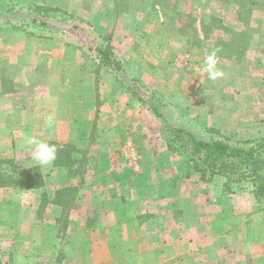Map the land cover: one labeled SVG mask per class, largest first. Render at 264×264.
<instances>
[{"label":"crops","instance_id":"0c3cea01","mask_svg":"<svg viewBox=\"0 0 264 264\" xmlns=\"http://www.w3.org/2000/svg\"><path fill=\"white\" fill-rule=\"evenodd\" d=\"M77 17L99 38L111 33L124 74L178 114L198 115L221 134H264L262 36L237 75L203 76L197 88L172 59L160 66L135 54L114 0H94ZM34 32L0 29V174L38 167L29 137L55 145L57 158L38 167L42 188L0 187V264H42L58 253L62 264H264V201L249 192L223 195L219 177L182 176L187 166L170 168L175 159L164 142L156 159L152 127L140 126L143 111L110 70L98 68L74 36ZM146 115L156 118L150 109ZM62 192L69 193L65 206L55 203Z\"/></svg>","mask_w":264,"mask_h":264},{"label":"rangeland","instance_id":"374dc122","mask_svg":"<svg viewBox=\"0 0 264 264\" xmlns=\"http://www.w3.org/2000/svg\"><path fill=\"white\" fill-rule=\"evenodd\" d=\"M28 1L29 0H0V28L26 26L28 8L32 6L49 5L58 8V4L68 5V7H66L67 10L64 11L79 18L77 15L80 14L81 11L88 9L94 0H36L41 2V5L30 4ZM234 1L235 0H123L121 3L128 5L126 7L127 11L119 14L123 16L120 21V27H122L123 30L127 29L131 38L134 37V40H131V43L129 42L128 45L136 50L135 54H138L141 59L144 60L145 57L146 59L152 58L154 64L159 63V65L160 61L166 62L168 58H170V60L172 59V61L182 69L184 76L191 77L193 82L196 81L194 86L196 85L198 88V78L208 76L206 72L202 71L204 58L208 53L212 51L216 52L218 61L217 68L220 71L230 69L232 70V75H237V72H240L247 58L249 57V59H252V53L250 52L252 41L255 39L258 43V41L261 40L259 36H262L264 39L263 9L255 5L246 4L245 7L250 9L251 13L248 24L244 25L239 17V14H243V11L240 9L239 3ZM254 1H257V3L261 2V0ZM67 26H70V24ZM27 29H30V27H27ZM241 31H245L249 39L247 40L248 47L243 51L242 55H239L240 57L231 55V52L227 48L220 49V46L218 47V43L220 42L233 41L234 38L232 39V34ZM66 36L69 41L74 40L72 32H69ZM87 38H89V35H87ZM78 41L79 40L76 39V42ZM79 43L82 44L80 41ZM261 46H263L261 49L263 52L264 43H262ZM259 51L260 50L256 52L257 55H261ZM160 75L159 77H161ZM125 76L134 82L133 86L140 92L139 96L144 100H148L150 92L155 93L151 89L147 90L146 87H142V83L138 81V79L136 80L134 77ZM261 78L262 87L259 88L260 91L264 92V77ZM195 92L197 102L195 109L198 112V107H200L198 106V89ZM155 94L157 98H161L158 93ZM127 95L133 102H137L138 108L140 111H143V118L140 117L139 120L140 126H142L143 129L146 126L152 127L151 130L149 129L148 136L153 140L151 149L155 153L156 159L162 156H160V150H162V145L166 136L164 132L165 129L163 128V121L184 126L203 140H208L213 137L212 134L208 132L209 129L212 128L200 125L198 122V115H188L187 113H183L184 115H181L182 113L178 114L176 108L173 109L165 103L164 107L160 110L162 119H151L150 116L147 117L146 115V112L149 111L148 104L146 102H144V104L138 102V97H132L129 93ZM139 134L141 137L143 132H139ZM222 135L228 137L234 143L254 142L264 138V134L257 138L249 135H240L231 128H227ZM142 136L145 137L146 135L144 134ZM139 151L140 153L144 152L141 141L139 143ZM156 154H158V157ZM172 157H174L175 160L169 162L170 168L173 164H175V166H172V168H178V163H181L183 166L186 165L178 156L172 154ZM166 169L167 166H164L162 171ZM187 169L190 172L188 171L182 176H191L190 173L194 172L188 166ZM195 174L194 176H198L197 173ZM187 189L189 193L192 194V197H195L194 186H189ZM250 191L251 186L246 185L244 192H238L237 194H246ZM68 194L69 193L65 192L63 196L67 197ZM91 218L97 219L98 216L91 215ZM157 221H159V219ZM60 222L61 224L64 223L63 218ZM61 256L60 253L56 256L53 255V258L46 262L44 261L42 264H62L56 261V259H58V257L61 258Z\"/></svg>","mask_w":264,"mask_h":264},{"label":"trees","instance_id":"16d2710c","mask_svg":"<svg viewBox=\"0 0 264 264\" xmlns=\"http://www.w3.org/2000/svg\"><path fill=\"white\" fill-rule=\"evenodd\" d=\"M121 1L123 0H114V13L116 15L127 11L128 4H122ZM234 2H238L243 11L244 15L240 13L239 17L244 25L248 24L251 13V10L245 7L246 4L258 6L264 11V0H261L260 3L254 0H235ZM68 24L70 26H67ZM26 26L30 29H27ZM26 26H9V29L26 30L33 35L35 29L40 35L48 31L51 36L72 32L74 38L82 43L80 49H85L96 62L98 68L105 67L110 70L130 96L138 97L137 101L142 104L146 102L155 117L162 119L160 110L164 107V101L157 98L153 92L149 93L148 100L139 96L140 92L133 86L134 82L125 76L122 62L115 56L111 33L99 38L89 31L88 23L81 18H76L60 8L49 5L28 8ZM233 38V41L218 43V47L220 46V49L227 48L231 55L240 57L239 55H242L248 47L249 36H246L245 31H241L232 34ZM163 122L166 134L164 143L167 150L182 159L191 170L197 173L201 182L210 183L216 177L222 178L221 192L223 195H235L238 192H244L245 186L250 185L251 191L249 193L252 199L264 201V138L254 142L234 143L219 131L209 129L208 132L213 137L203 140L184 126ZM57 161L59 166L67 165L64 157H60ZM43 185V178L38 167L20 170L15 176L0 174L1 188L36 190L42 188ZM63 194L65 192H62ZM61 198L66 197L58 196L55 199V203L60 206L64 205L63 202L65 201ZM45 199L43 195L42 204L46 202Z\"/></svg>","mask_w":264,"mask_h":264},{"label":"clouds","instance_id":"9594fccd","mask_svg":"<svg viewBox=\"0 0 264 264\" xmlns=\"http://www.w3.org/2000/svg\"><path fill=\"white\" fill-rule=\"evenodd\" d=\"M217 55L215 51L208 53L204 58L202 71L208 74V78L216 80L223 76V72L217 68ZM26 144L31 150V159L38 167L50 166L57 158V148L35 137H29Z\"/></svg>","mask_w":264,"mask_h":264}]
</instances>
